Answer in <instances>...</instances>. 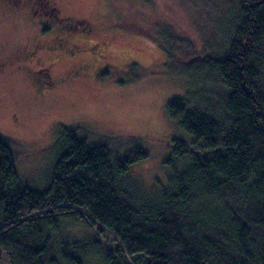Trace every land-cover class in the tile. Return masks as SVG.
<instances>
[{
  "label": "trees",
  "instance_id": "16d2710c",
  "mask_svg": "<svg viewBox=\"0 0 264 264\" xmlns=\"http://www.w3.org/2000/svg\"><path fill=\"white\" fill-rule=\"evenodd\" d=\"M202 1L215 15L203 28L210 43L172 66L188 92L166 112L189 138L164 142L177 165L166 186L124 178L150 157L138 137L95 142L84 128L61 129L40 187L20 181L0 138V264H264V0ZM109 22L139 23L174 57L165 21L151 32ZM70 224L96 237L73 241L60 230L72 235Z\"/></svg>",
  "mask_w": 264,
  "mask_h": 264
},
{
  "label": "rangeland",
  "instance_id": "374dc122",
  "mask_svg": "<svg viewBox=\"0 0 264 264\" xmlns=\"http://www.w3.org/2000/svg\"><path fill=\"white\" fill-rule=\"evenodd\" d=\"M14 1L0 0V49L6 56L15 46L20 47L35 36L37 39L38 24L29 28V11L27 7L21 8L20 3L25 0ZM50 1L60 16L81 19L86 27L93 29L83 43H95L98 55L94 59L83 54L52 62L50 53L40 51L37 56L44 60L43 66L49 67L52 78H68L43 97L34 93L29 82L31 77L41 85L47 82L43 75L30 74L29 68H42L34 67L37 60L9 59L13 62L12 71L0 79V138L12 143L18 178L25 184L40 187L58 153L57 146L52 144L58 131L80 127L89 130L95 142L101 136L141 138L137 146L150 157L131 165L124 178L138 181L142 189L165 187L167 175L177 165L164 142L189 138L179 127V121L172 120L166 112L168 102L182 99L188 92L187 79L172 66L175 60L183 63L193 56H203L204 45L210 43L204 38L203 28H211L214 12L200 0H186L187 5L182 0ZM15 8L18 10L12 14ZM113 17L140 22L146 27L141 29L149 32L165 21L176 35L173 39L179 43L173 52L175 58L169 57L167 62L161 43L137 31L139 23L133 31L111 27L109 19ZM76 67L81 73L70 75V69ZM80 228L66 225L65 230L73 236L63 228L60 230L79 243L96 237L89 229ZM86 231L89 237L75 238L86 235Z\"/></svg>",
  "mask_w": 264,
  "mask_h": 264
},
{
  "label": "flooded vegetation",
  "instance_id": "af4514ba",
  "mask_svg": "<svg viewBox=\"0 0 264 264\" xmlns=\"http://www.w3.org/2000/svg\"><path fill=\"white\" fill-rule=\"evenodd\" d=\"M34 1L35 0H25L23 1V4H20L22 5L21 8H23V10L27 7L26 11H29V18H27L29 28L34 26L33 24L35 23L38 24V28L36 27L37 39L35 36V38L32 37L28 40L27 43L25 42L21 44L20 47L15 46L10 50L7 56L3 54V51L0 49V79L2 77L4 78L5 73L8 74V72L12 71L11 66L13 62H10L11 60L9 59H17L21 57L30 62L31 57H34L33 59L37 60V64L34 65V67L41 66L42 68H29L30 74L33 72L39 77H42L43 75L47 82L43 85H41V83L38 84L33 77L30 78L29 82L33 87L34 93L39 97H43L48 95L49 92L55 91V89L68 78L67 76H64L63 78L59 77L58 79L52 78L49 73V67L43 66L44 60L37 56L40 51L50 53L52 62H59L63 59H71L75 56L83 54L93 56L94 59L95 56L98 55V52L94 47L95 43L92 45H84L83 43L86 41L84 40L86 34L93 30L90 26L86 27L83 20L75 19L72 16H60L57 7L54 6V3L50 0H44L43 3H35L36 1ZM31 3H35V5H29ZM4 7L6 6H3V8ZM17 10L18 9L15 8L12 11V14H15ZM32 17L37 19L36 22H33L34 20ZM74 48L75 50H71ZM23 70L26 72L25 68H23ZM78 73L81 72L77 71V67L76 69H70V75L75 76L78 75ZM30 74L28 73L29 76H31Z\"/></svg>",
  "mask_w": 264,
  "mask_h": 264
}]
</instances>
